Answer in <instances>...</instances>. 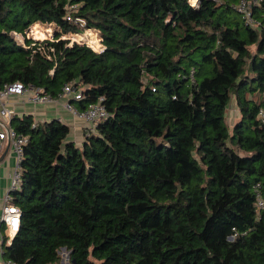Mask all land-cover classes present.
Instances as JSON below:
<instances>
[{
  "label": "trees",
  "instance_id": "trees-1",
  "mask_svg": "<svg viewBox=\"0 0 264 264\" xmlns=\"http://www.w3.org/2000/svg\"><path fill=\"white\" fill-rule=\"evenodd\" d=\"M240 1L0 0V88L56 98L72 84L76 109L100 100L108 114L79 145L59 119L11 118L26 142L5 259L52 264L64 248L71 264H264V0H245L252 22ZM58 28L104 49L12 35Z\"/></svg>",
  "mask_w": 264,
  "mask_h": 264
},
{
  "label": "built area",
  "instance_id": "built-area-1",
  "mask_svg": "<svg viewBox=\"0 0 264 264\" xmlns=\"http://www.w3.org/2000/svg\"><path fill=\"white\" fill-rule=\"evenodd\" d=\"M188 1L190 2L191 5L196 6L199 0H188ZM238 7L240 11L245 13L247 22H252V19L248 12L249 3L246 2L245 0H242L240 1ZM67 19H70V17L67 16ZM79 20L81 19L76 18L75 21L78 22ZM34 25L35 23L29 26L27 29H29L30 27H33ZM26 31H25L24 36L21 34H17L15 32L12 35L17 41L20 42L22 46L26 48H28V46L25 45V42H24L25 39H32L38 44H42V39L38 40L35 37H31L30 35L28 36L26 35ZM17 36H20V37L17 38ZM50 40H53V39H50ZM100 41H101V37H100ZM42 49H44V47H42ZM98 49L99 50L97 52H101L104 49V46L100 43V47ZM29 90H34L30 96V100L32 102H49L52 100V97H50L49 95H41L39 89H34L33 87H26L21 82L17 81L12 84L4 85L3 88H0V103L2 105L0 108V115L9 121L11 120L12 117H14L13 112L7 110L3 102L1 101L4 96L10 93L20 94V93H23L24 91H29ZM67 94H71L74 100H79L82 98L81 90L74 89L72 84H65L62 87V92L60 93L59 96L67 95ZM67 107L69 108V105ZM73 111H74V114L79 119L83 120L85 123H87L90 126L89 130L91 131L94 130L99 120L107 117L108 115L104 105H102L100 100L94 103H90L87 106V108H85L84 110L80 111L78 109H73ZM257 117L260 120L261 125L264 127V104L262 107L259 108ZM3 138H7L10 141L12 148H13V153L15 155V160H16V167L14 168L11 174L8 192L3 197V208H2V214H1V222L4 224V233L8 238L7 243H10L11 239L18 232L20 228V211L17 206L10 203L11 197L9 195V191L17 188L21 180V173L18 168V163L21 160L22 147L26 142V137L17 134L12 127H9L7 129H4L3 131H0V139H3ZM259 188H260L259 185L255 187L256 209L258 213L264 210V197L261 195ZM65 256L68 257V255H65ZM0 264H20V263H16L11 260L4 259L0 261Z\"/></svg>",
  "mask_w": 264,
  "mask_h": 264
},
{
  "label": "crops",
  "instance_id": "crops-1",
  "mask_svg": "<svg viewBox=\"0 0 264 264\" xmlns=\"http://www.w3.org/2000/svg\"><path fill=\"white\" fill-rule=\"evenodd\" d=\"M34 90L24 91L23 93H10L2 98L5 108L13 112V116L21 117L23 115H31L35 121H49L59 119L63 123L69 125V139L78 145L83 139V130L88 126L83 120L79 119L73 109L76 104L72 95H62L52 98L49 102H32L30 96ZM69 105V108L67 107ZM0 103V108H1ZM238 112L236 111V117ZM11 127L10 121L0 115V131ZM16 167L15 155L10 141L7 138L0 139V261L5 258L2 255V222L1 214L3 208V197L8 192L11 174ZM64 251V252H62ZM59 253L60 259L52 264H71L65 255V249L62 248ZM67 252V251H66ZM68 253V252H67Z\"/></svg>",
  "mask_w": 264,
  "mask_h": 264
},
{
  "label": "rangeland",
  "instance_id": "rangeland-1",
  "mask_svg": "<svg viewBox=\"0 0 264 264\" xmlns=\"http://www.w3.org/2000/svg\"><path fill=\"white\" fill-rule=\"evenodd\" d=\"M80 19V18H79ZM82 20V19H81ZM81 20H79L78 21V23H80L81 25H84V21L82 22ZM86 29H84V30H82L81 32H83V31H85ZM80 32V33H81ZM67 33H71V32H67ZM55 34L57 35V34H60V31H59V28H58V33H54L53 34V36L52 37H45V38H36V39H38V40H40V39H42V42H44V40H50V39H54V37H55ZM63 34H66V33H62V34H60V36H59V38L58 39H60V40H64L65 42H66V44L68 45V46H70V45H72L73 43H76V44H80V45H86V46H88L92 51H94V52H97L99 49L98 48H96L95 46H93V45H91V44H89V43H82V42H78V41H76L75 39H72V38H70V39H66V38H63L62 36H63ZM73 34H77V33H73ZM15 36V35H14ZM31 37H34L33 35H30ZM16 37V36H15ZM18 37H20V36H17V38ZM100 37H102L101 35H100ZM32 40V39H31ZM44 45V44H43ZM236 111H237V108H236V106H235V104H234V101L232 100L231 102H230V104H229V108L227 109V114H226V123L229 125V126H231L232 124H233V122L237 119V117H236ZM228 126V127H229ZM60 251H62V249L60 250ZM62 252H64V251H62ZM65 254H68L66 251H65Z\"/></svg>",
  "mask_w": 264,
  "mask_h": 264
},
{
  "label": "water",
  "instance_id": "water-1",
  "mask_svg": "<svg viewBox=\"0 0 264 264\" xmlns=\"http://www.w3.org/2000/svg\"><path fill=\"white\" fill-rule=\"evenodd\" d=\"M100 35H101V33H100ZM102 36V35H101ZM101 41H102V37H101Z\"/></svg>",
  "mask_w": 264,
  "mask_h": 264
}]
</instances>
